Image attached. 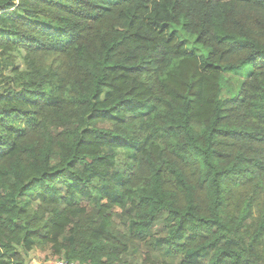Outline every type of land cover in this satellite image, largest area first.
<instances>
[{"label":"trees","instance_id":"obj_1","mask_svg":"<svg viewBox=\"0 0 264 264\" xmlns=\"http://www.w3.org/2000/svg\"><path fill=\"white\" fill-rule=\"evenodd\" d=\"M32 251L264 264V0H0V264Z\"/></svg>","mask_w":264,"mask_h":264},{"label":"rangeland","instance_id":"obj_2","mask_svg":"<svg viewBox=\"0 0 264 264\" xmlns=\"http://www.w3.org/2000/svg\"><path fill=\"white\" fill-rule=\"evenodd\" d=\"M16 66H18L19 68L23 69V65H22V61L19 57H17V61H16ZM8 72H5V75H8ZM228 81H229V87L230 88H235L239 82L242 81L241 77H234V76H228L227 77ZM224 96V95H223ZM130 153L127 152H122L121 155H119V159L122 160V162L124 161V159H126V157L129 155ZM32 262L34 261H39V262H44L45 258H46V253H39L38 251H32L29 254ZM33 264V263H32Z\"/></svg>","mask_w":264,"mask_h":264},{"label":"built area","instance_id":"obj_3","mask_svg":"<svg viewBox=\"0 0 264 264\" xmlns=\"http://www.w3.org/2000/svg\"><path fill=\"white\" fill-rule=\"evenodd\" d=\"M33 264H41L40 262H37V261H34L32 262ZM45 264H76V263H73V262H67L65 260H57V261H50V262H47Z\"/></svg>","mask_w":264,"mask_h":264}]
</instances>
